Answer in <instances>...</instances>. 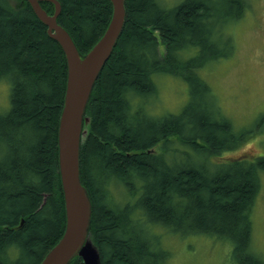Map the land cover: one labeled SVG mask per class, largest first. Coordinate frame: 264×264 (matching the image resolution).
Returning <instances> with one entry per match:
<instances>
[{"label": "trees", "instance_id": "trees-1", "mask_svg": "<svg viewBox=\"0 0 264 264\" xmlns=\"http://www.w3.org/2000/svg\"><path fill=\"white\" fill-rule=\"evenodd\" d=\"M57 1V23L85 53L110 19L109 1ZM51 7L42 3L48 14ZM124 7L79 149L91 202L87 235L100 264H167L170 248L152 230L160 226L227 242L233 264H264L253 224L264 154L222 158L253 132L235 128L202 76L234 55L231 28L248 0H124ZM159 76L186 85L178 114L148 111ZM0 80L10 84L0 114V146L9 149L0 155V264H38L64 226L57 129L66 65L25 0H0Z\"/></svg>", "mask_w": 264, "mask_h": 264}, {"label": "rangeland", "instance_id": "rangeland-1", "mask_svg": "<svg viewBox=\"0 0 264 264\" xmlns=\"http://www.w3.org/2000/svg\"><path fill=\"white\" fill-rule=\"evenodd\" d=\"M173 1L165 0L167 4ZM8 2L10 5L15 4V0ZM248 2L250 8L231 28L234 55L228 62L222 60L216 63L215 71L202 72V76L211 83L224 113L233 120L235 128L253 132L252 137L222 158L230 156L252 160L264 154V0ZM159 50L162 52L161 46ZM226 62L221 69L218 68ZM179 80L170 76L155 79L156 94L148 100L147 105L152 115L179 112L187 100V91ZM9 85L7 80H0V114L7 112L10 106ZM253 224L259 253L264 259V174L261 176ZM152 230L170 248L167 249L171 254L167 264H233L231 257L226 258L229 246L225 241L201 236L194 239L169 232L167 228L154 227Z\"/></svg>", "mask_w": 264, "mask_h": 264}, {"label": "water", "instance_id": "water-1", "mask_svg": "<svg viewBox=\"0 0 264 264\" xmlns=\"http://www.w3.org/2000/svg\"><path fill=\"white\" fill-rule=\"evenodd\" d=\"M33 14L47 27V34L61 48L67 74L63 105L58 120L57 156L66 225L59 240L46 252L39 264H69L79 257L82 264H100L98 251L88 239L91 202L80 181L79 149L88 122L85 108L93 86L109 59L122 31L126 16L124 0H108L111 16L102 35L84 55L77 50L67 31L57 23L61 7L57 0H25ZM54 7L48 15L40 2Z\"/></svg>", "mask_w": 264, "mask_h": 264}, {"label": "bare ground", "instance_id": "bare-ground-1", "mask_svg": "<svg viewBox=\"0 0 264 264\" xmlns=\"http://www.w3.org/2000/svg\"><path fill=\"white\" fill-rule=\"evenodd\" d=\"M42 3H49V4H51L50 2H46V1H41L39 4H40V7L42 8ZM29 5V4H28ZM52 5V4H51ZM30 7V6H29ZM60 7H61V5H60ZM30 9H31V7H30ZM43 9V8H42ZM32 10V9H31ZM44 10V9H43ZM45 11V10H44ZM33 12V11H32ZM53 12H54V7H53V5H52V7H51V14H48V15H52L53 14ZM61 14V10H60V13H59V15ZM58 15V16H59ZM35 16V15H34ZM58 16H57V18H56V20L58 19ZM35 18L39 21V19L35 16ZM40 22V21H39ZM40 24L44 27V30H45V34H46V36L49 38V36H48V34H47V27L46 26H44L41 22H40ZM108 24V23H107ZM107 24H106V27H107ZM105 27V28H106ZM66 30V29H65ZM105 30V29H104ZM67 31V30H66ZM104 32V31H103ZM122 32V31H121ZM67 33L69 34V32L67 31ZM70 35V34H69ZM102 35V34H101ZM120 35H121V33H120ZM120 35H119V37H120ZM70 37H71V35H70ZM119 37H118V39H119ZM72 38V37H71ZM50 39V38H49ZM74 42V41H73ZM75 43V42H74ZM76 46V45H75ZM78 46H76V48H77ZM91 49V48H90ZM89 49V50H90ZM77 50H78V48H77ZM80 50V49H79ZM78 50V51H79ZM89 50H87L85 53L84 52H82L81 50V52L79 51V53L81 54V55H84V54H86ZM63 57H64V55H63ZM64 61H65V57H64ZM65 65H66V61H65ZM66 74H67V66H66ZM3 114V113H2ZM0 149H2V150H0V155L1 154H3L5 151H7V149L8 148H0ZM9 150V149H8ZM58 174H59V169H58ZM66 217H65V215H64V226H63V230H64V228H65V223H66ZM156 220V219H155ZM23 222V219H21L20 221H19V223H22ZM161 228H165L166 229V227H162V226H160ZM168 229V228H167ZM169 230V229H168ZM169 232H171L170 230H169ZM4 248H6V247H4Z\"/></svg>", "mask_w": 264, "mask_h": 264}]
</instances>
